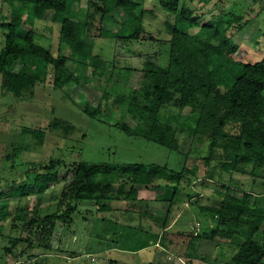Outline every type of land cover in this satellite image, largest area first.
<instances>
[{"label": "trees", "instance_id": "obj_1", "mask_svg": "<svg viewBox=\"0 0 264 264\" xmlns=\"http://www.w3.org/2000/svg\"><path fill=\"white\" fill-rule=\"evenodd\" d=\"M131 1L135 5L129 0H86L85 4L78 0H17L12 14L19 18L25 15L24 26L33 25L36 18L49 14L61 15L60 46L65 44L76 54L77 67L71 69L68 66L67 54L59 51L55 55L38 43L31 27L25 28L22 45L17 40L18 25L10 18L6 21L7 17L0 16L5 36V45L0 50V75L7 89L17 95L45 82L52 69L75 83H79L83 75L96 81L102 72L101 76L106 77L102 83L109 85L117 66L113 64L108 68V60L95 51L96 38L125 42L162 41L169 47L168 63L159 69H151L149 65L157 66V61H153V57L146 60L139 85L121 97L127 102V113L136 123L132 126L123 122L120 127L128 134L143 136L181 152L180 132L191 138L190 147L196 140L207 139L209 153L199 158L200 163H205L203 172L200 173V167L186 165L175 170L156 163L74 161L71 164L73 174L67 184L69 190L60 198L66 205L65 210L41 215L35 205L34 215L25 219L21 212L24 209L18 207L12 225L15 226L17 218L22 219V230L28 234L13 236L9 241L12 245L27 242L31 247L43 245L45 249H52L50 245L57 221L72 222L81 201L93 200L99 210L110 209L112 201H123L127 204L125 212L128 214L143 202L139 197V185H143L164 189L155 199L164 208L165 215L159 217L150 213V216L161 219V228L165 229L162 242L172 243L175 237L176 242L185 246V253L179 256L188 263L264 264V253L255 262L248 263L239 251L225 260L200 250L202 242H214L218 246V235L225 233L239 250L245 243L254 242L264 252V206L259 205L260 200L264 201V56L255 62L238 58L240 45L228 33L235 24L242 30L247 20L243 22L242 14L223 12L218 15L221 19L215 26L211 21L200 24V16L194 14L193 9L189 8L187 15L180 14L181 0H155L165 12L178 15L167 39L148 33L144 23L147 0ZM31 5H34V12H30ZM193 28L198 29L191 31ZM125 68L130 73L136 70ZM234 69L238 70L237 74ZM102 89L103 96L108 97L107 88ZM199 93L204 99L198 98ZM169 108L172 113L166 114ZM187 108L190 112L186 115L184 110ZM84 111L95 117L101 112V105L87 103ZM141 125L148 129H141ZM50 127L62 128L66 135L75 128L58 117L51 121ZM221 138L226 139L222 143L223 151L215 156ZM214 159L217 162L211 163ZM60 167H67L65 161L51 159L45 164L34 163L30 171L33 169L40 174L44 170L43 173L48 174ZM235 173L251 175L254 181L261 178L263 190H236L239 180ZM158 179L166 181L155 183ZM208 183L216 188L215 192L221 198L218 203L196 202V208L207 215L208 229L189 234L169 232L167 227L181 207L177 194L188 189L186 195L192 199L199 193L197 187L206 188ZM228 205H235L236 211L231 212ZM138 212L141 217L149 215L146 211ZM36 229L39 230L37 234ZM31 235L37 237L36 244L29 238ZM6 251H12L11 246Z\"/></svg>", "mask_w": 264, "mask_h": 264}, {"label": "rangeland", "instance_id": "obj_2", "mask_svg": "<svg viewBox=\"0 0 264 264\" xmlns=\"http://www.w3.org/2000/svg\"><path fill=\"white\" fill-rule=\"evenodd\" d=\"M78 1L86 3V0ZM129 3L135 5L131 0ZM17 4V0H0V16L7 17L6 21L10 18L18 25L17 40L24 45L25 28L31 27L38 43L55 55L59 51L67 54L68 66L75 69L76 54L67 45L60 46L61 15L49 14L44 18H36L33 25L24 26L25 15L19 18L12 14ZM146 7L148 11L144 23L148 33L168 39L178 15L165 12L155 0H147ZM189 8L195 11L194 14H199L200 24L211 21L214 26L221 19L218 15L223 12L242 14L243 22L247 20L243 24L244 28L240 30L235 24L228 31L240 45L237 57L255 62L264 56V0H181L180 14L187 15ZM34 11V5H31L30 12ZM3 33L4 28L0 26V50L5 45ZM95 51L108 60V68H112L113 64L117 66L109 85L102 83L106 80V77L101 76L102 72L96 81L83 75L80 82L75 83L52 69L45 82L17 95L7 89L0 75V264H150L161 222L149 215L158 212L165 215L155 199L164 190L162 187L139 185V195L144 201L128 214L123 211L127 207L123 201H112L108 210H99L93 200L81 201L72 222L57 221L50 245L52 249H45L43 245L31 247L27 242L12 245L9 241L11 237L28 234L22 230V219L17 218L15 226L12 225L14 214L21 207L25 219H29L34 215L35 205H38L41 215L55 210L63 212L66 205L60 198L69 190L67 184L73 174L71 164L74 161L156 163L175 170H181L186 165L190 168L200 167V173L204 170L205 163H200L199 158L209 153L207 139L196 140L190 147L191 138L180 132L181 152L143 136L128 134L120 127L123 122L132 126L136 123L127 113V102L121 97L139 85L141 69L149 57L157 61V66L149 65L151 69L167 65L168 45L162 41L125 42L96 38ZM125 67L136 70L130 73ZM233 72L237 74L238 70L234 69ZM102 88H107L108 97L103 96ZM198 98L204 99L203 94L199 93ZM87 103L100 104L101 112L95 117L90 116L84 111ZM165 112L170 114L172 109H166ZM189 112V108L184 110L186 115ZM56 117L72 123L75 126L73 131L66 135L62 128H51L50 123ZM140 128L148 129L144 125ZM225 140H219L215 156L222 153ZM51 159L63 160L67 167H60L48 174L41 170V175L33 169L30 171L34 163L45 164ZM216 162V159L211 160V163ZM235 176L239 180V187H234L236 190H263L261 178L254 181L251 175L235 173ZM165 181L158 179L155 183ZM197 189L199 193L192 199L186 195L188 189L177 194L181 207L177 211L178 221L169 232L176 234L181 230L189 234L195 229H208L207 215L196 208V202L218 203L221 198L210 183L206 188ZM259 205L263 207L264 201L260 200ZM228 207L231 212L237 209L235 205ZM138 210L146 211L149 215L141 217ZM198 220L200 225H192ZM37 233L39 230L36 229ZM225 235H218L220 250L214 242H203V253L227 260L239 251L248 263L255 262L264 253L254 242L245 243L239 250ZM29 238L36 244V236L31 235ZM175 239L170 243V249H167L169 253L163 254L167 258L164 264H189L183 256L178 257L185 253V246ZM8 246H11L12 251L7 253Z\"/></svg>", "mask_w": 264, "mask_h": 264}, {"label": "crops", "instance_id": "obj_3", "mask_svg": "<svg viewBox=\"0 0 264 264\" xmlns=\"http://www.w3.org/2000/svg\"><path fill=\"white\" fill-rule=\"evenodd\" d=\"M139 197L140 198H143L142 196H140L139 195ZM143 201H144V199H143ZM158 208H162L163 209V211H165L164 210V208L162 207V206H159ZM125 209H126V207H125ZM125 209L123 210V211H125ZM120 211V210H119ZM159 217H162L163 216V214L164 213H156ZM150 216V215H149ZM151 217V216H150ZM157 220H159L160 222H161V219H157ZM177 216H176V218L171 222V225L169 226V227H167V230H171V228L177 223ZM199 222V220L196 222V223H194V222H192V225H195V226H198L197 225V223ZM160 228H161V226H160ZM165 229H163V228H161V231L159 232V235H158V237L155 239V242H154V256H153V258H152V260L150 261V263L151 264H164L165 262H166V259L167 258H165V256H163V254L164 253H169V249H170V247H171V242H169V243H164V242H162V237L164 236V233H165V231H164ZM180 232H183V231H181V230H179ZM195 231H199V230H196L195 229ZM167 236H168V238H170V234H167ZM174 241V240H173ZM172 241V242H173ZM202 244H204L203 242L201 243V246H200V250L202 251V252H204L202 249H203V247H202ZM206 244V243H205ZM220 247H221V245L219 244L218 246H217V248H219V250H220ZM168 249V250H167ZM208 254V253H207ZM210 255V254H209ZM169 257H171V256H168V258ZM178 257H181V256H178ZM229 259V258H228ZM226 260V259H225ZM201 263L200 264H209L208 262H203V261H200ZM176 264V263H175ZM190 264H192V262H190ZM193 264H197V261L196 262H193ZM199 264V263H198ZM210 264H212V263H210Z\"/></svg>", "mask_w": 264, "mask_h": 264}, {"label": "built area", "instance_id": "obj_4", "mask_svg": "<svg viewBox=\"0 0 264 264\" xmlns=\"http://www.w3.org/2000/svg\"><path fill=\"white\" fill-rule=\"evenodd\" d=\"M197 225H200V222H198ZM185 264H187V263H185ZM189 264H190V263H189Z\"/></svg>", "mask_w": 264, "mask_h": 264}]
</instances>
